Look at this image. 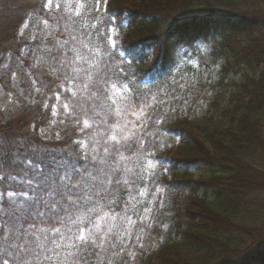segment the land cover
<instances>
[{
    "label": "trees",
    "instance_id": "trees-1",
    "mask_svg": "<svg viewBox=\"0 0 264 264\" xmlns=\"http://www.w3.org/2000/svg\"><path fill=\"white\" fill-rule=\"evenodd\" d=\"M32 1L0 0V134L28 137L41 147L69 152L79 147L73 142L86 134L102 136L112 123L127 122L130 146L121 153L120 164L122 178L134 181L122 186L132 192L131 200L126 190L121 193L123 200H129L128 215L139 211L138 200L149 182L148 161L159 159L162 151L175 149L179 157H171L169 173L159 180L166 188L178 180L177 176L189 177L181 164H214L217 170H210L208 179H183L190 184L186 204L183 208L171 205L169 218L157 213L152 226L160 236L167 226L161 236L164 240L155 255L154 250L142 251L137 264H264V237L255 247L245 249L248 237L264 234V230L247 232L245 227H237L238 221L248 225V218L258 224L264 218L248 210L253 205L249 198L264 194V0H102L98 13L91 11L94 0H85L90 15L83 23L113 20L109 28L116 34L114 47L108 41L99 44L95 37L91 43L81 41L90 48L99 45L92 48L98 66L92 69L93 75L103 67L101 58H111L109 75L118 73L115 82L121 103L113 106L111 115L106 114L110 100L99 98L94 88L83 87V83H90L87 76L81 75L74 84L65 81L63 73L58 76L55 70L49 71L47 48L58 39L68 38L67 34L56 33L58 27L63 31L66 15L55 10L56 4L69 0H52L51 11L44 10L46 0ZM211 6L235 12L246 6L254 11L228 14ZM202 9L209 10L203 13ZM218 30L220 40L215 43L220 49L215 47L212 52L220 50L225 56L213 78L219 86H224L234 72L233 79L227 85L229 91L215 93L207 100V110L196 116L202 81L197 69L179 65L177 51ZM100 32L105 29L101 27ZM21 49L26 55L20 54ZM38 57L44 61L43 66L33 68ZM61 59L67 63V58L58 55L54 68H59ZM32 79L37 80L35 87H41V93L33 92L36 103L19 96L20 88L33 87ZM57 93L58 118L52 130H57L59 137L46 139L39 130L54 119L52 107ZM74 103L83 106L78 123L73 119L76 112L67 114ZM127 103L131 106L117 116L115 108L123 109ZM92 109L95 119L89 120V129H84L85 114ZM141 123L145 126L137 127ZM134 138L138 139L134 142ZM244 210H248L245 215ZM123 218L121 215L115 221L120 234ZM121 246L117 235L114 245L106 243L103 251L83 253L80 264H121Z\"/></svg>",
    "mask_w": 264,
    "mask_h": 264
},
{
    "label": "snow or ice",
    "instance_id": "snow-or-ice-1",
    "mask_svg": "<svg viewBox=\"0 0 264 264\" xmlns=\"http://www.w3.org/2000/svg\"><path fill=\"white\" fill-rule=\"evenodd\" d=\"M101 3L102 0H94L91 11L98 13ZM44 10H52V0H46ZM55 10L66 13L65 27L63 31L58 27L56 33L59 36L67 34L68 38L58 39L53 47L47 48L49 71L55 70L58 76L63 73L64 80L74 84L81 80V75L87 76L90 83H83V87L94 88L99 98L110 100L106 114L111 115L113 106L121 103L117 96L119 85L115 82L118 73L112 71L109 75L111 58H101L103 67L93 75L92 69L98 66L92 48L99 45L92 44L90 48L81 41L86 39L91 43L95 37L99 44L108 41L114 47L111 40L114 29L109 28L113 20L83 23L90 15L85 0L57 3ZM44 24H48L47 19ZM27 26V23L23 25ZM101 27L105 29L104 33L100 32ZM20 54L26 55L23 49ZM58 55L67 58V63L61 59L59 68H54ZM43 63L38 57L32 67L42 68ZM36 84L37 80L32 79L33 87L20 88L19 96L36 103L33 92L41 93V87H35ZM56 99L59 101V93ZM136 100L143 102L139 97ZM130 106L127 103L123 109L116 107V115ZM44 107L47 109L48 104ZM64 108L68 110L69 105L65 103ZM82 110V105L74 103L67 114L76 112L73 119L78 123ZM85 115L84 129H89V120L95 119V110ZM52 116H58L55 105ZM144 126L143 123L137 125L139 128ZM128 131L127 122L121 125L116 121L105 128L102 136L86 134L83 139L74 141L79 147L69 152L41 147L28 137L0 134V264H80L83 253L103 251L106 243L114 245L116 236L120 235L115 221L121 215L130 219L128 203L132 192L122 186L134 181L122 178L124 169L120 164L121 153L130 146ZM135 139L138 138H134V142ZM122 190L128 192L129 200H123ZM144 211L151 212V208ZM123 231L127 233L126 228Z\"/></svg>",
    "mask_w": 264,
    "mask_h": 264
},
{
    "label": "rangeland",
    "instance_id": "rangeland-1",
    "mask_svg": "<svg viewBox=\"0 0 264 264\" xmlns=\"http://www.w3.org/2000/svg\"><path fill=\"white\" fill-rule=\"evenodd\" d=\"M28 2V0H26ZM32 1V3H34ZM210 9H218L215 8V6H211ZM240 9L237 12L234 10H225L224 8L218 9L221 12L231 14L232 13H239L241 11H254L253 9H250V7H240ZM209 9H202L204 11L203 13L207 12ZM24 29V28H23ZM220 34L221 31H211L210 34H205L201 39L197 41V43L191 47L184 46L183 48L179 49L177 51V56L179 57V65L181 67L185 66H192L194 69H197V76L199 77L200 81H202L203 86V93H202V100L199 101L197 104V107L195 109L196 116L200 115L201 112H205L207 110V100L211 97H214L215 93H220V91L225 92L229 91L230 87L229 83H231L233 79L234 72L229 74L228 81L224 82V86H219L218 80L215 77V75L219 72L220 66L223 63L224 59H222L225 56V52L216 51L213 53V49L217 46L215 41L220 40ZM115 33L111 34V40L114 41L115 39ZM112 44V43H111ZM113 45V44H112ZM220 49V46L217 48ZM232 61V60H230ZM188 73H186L187 75ZM212 77V78H210ZM235 79H238L237 76ZM207 80L206 84L205 81ZM205 84V85H204ZM57 102L55 101L54 105L56 106V110L58 112L57 108ZM53 108V107H52ZM55 117L53 123L50 122V125L43 129V132H41V129L39 130V133L46 139L49 137H52V135H55V138L58 139L59 135L58 131H53L52 129L56 127V119ZM185 129V128H184ZM184 129H182L184 131ZM186 131V130H185ZM186 133V132H185ZM189 135V134H188ZM206 147V146H205ZM177 154V153H176ZM175 149H172L170 153H168V150L162 151L160 153V158L157 160L151 159L148 161L147 165V175L149 177L148 185L142 190L140 195V200H138L137 207H140L139 211L136 213V215H128L130 219L123 218V229H127V233H124L123 229L120 234V243H121V264H137V257L139 255H142L143 252H150L151 250H154V253L152 255H155L159 245L162 244L164 238H161L163 233H166L167 226L163 227V233H161V236L155 232L152 222L154 218L156 217L157 213L160 212L164 214L166 217L171 216V205L175 204L178 206L184 207L186 204V200L188 199L190 195V191H188V183L185 184L183 179H190L193 181L197 180H205L208 179L209 176H206L207 173H210V170H217V168H214L215 165H205L204 163L198 164V165H190L185 166L183 164L180 165L181 169H187L189 171V177H179L177 176V181L171 183L172 185L168 188L163 187L160 185L159 180H161L162 176L169 173L168 167H169V161H171V157H176ZM181 181V182H180ZM180 182V183H176ZM209 183V181H206ZM187 186V187H186ZM202 188H200V191H203ZM209 189L208 196H210L211 188ZM249 201L253 203L251 205L250 209L252 212L250 214H254L255 216H264V194L260 195L259 198L250 197ZM162 202V207L160 206ZM145 208H151V212H145ZM248 210H244V215ZM141 211V212H140ZM142 217H146L145 219H141ZM244 220V218H243ZM248 225L242 224V222H237V227L241 228L245 227V230L247 232L254 231L261 232V230H264V218L262 221L259 220L258 224L252 223L251 220L248 218L246 219ZM256 222V221H255ZM121 236H123V239H121ZM264 237V234H259L258 236L248 237L246 240V246L245 249H248L250 247H255L256 242H261L262 238ZM253 245V246H252ZM243 249V250H245ZM140 253V254H139ZM140 258V257H139ZM138 258V260H139ZM129 259V260H126Z\"/></svg>",
    "mask_w": 264,
    "mask_h": 264
}]
</instances>
